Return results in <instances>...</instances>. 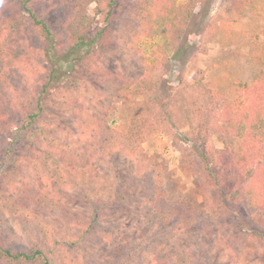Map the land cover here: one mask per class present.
Listing matches in <instances>:
<instances>
[{
  "label": "rangeland",
  "instance_id": "rangeland-1",
  "mask_svg": "<svg viewBox=\"0 0 264 264\" xmlns=\"http://www.w3.org/2000/svg\"><path fill=\"white\" fill-rule=\"evenodd\" d=\"M39 1L40 7L52 5L46 21L57 35L62 34V22L72 14L76 16L74 28L83 21L87 22L83 27L104 26L95 11L108 0H84L83 5L80 0ZM136 2L121 0L123 11L107 25L102 49L88 57L91 71L76 72L81 78L80 89L55 88L50 93L57 106L54 124L44 131L48 143L37 138L31 147L13 142L21 112L11 92L4 90L9 101L0 103V188L10 196L16 188L43 192L77 213L82 223L61 224L41 216V233L33 232L32 221L9 218L1 228L4 237L15 249L31 247L45 238L57 240L55 250L64 242L80 241L74 248H64L67 251L60 261L75 264H264V210L247 209L239 193L237 196L236 175L216 165L223 151L221 142L214 135L195 139L185 118V109L192 102L188 86L195 79L232 105L243 100L236 95L234 84L238 80L252 83L264 67V0H201L181 34L177 31L166 36L157 29L159 21L152 9L153 34L143 27L125 49L121 39L126 14ZM10 37L12 46L23 50L28 64L17 79L25 77L29 88L33 84L38 88L37 76H42L44 62L36 41L25 35ZM5 46V40L0 39V50ZM13 52L8 54L10 60ZM93 74L103 81L116 76L130 83L131 95L117 92L106 106L100 87L92 81ZM101 112L107 113L108 124L116 130L125 131L130 119L145 123L141 162L121 147L106 155L100 153L92 130L97 128ZM218 114L222 116L221 111ZM49 149L62 161L61 189L46 173L30 167V162L37 161V151ZM144 158L157 165L159 180L170 199L200 207L211 221L177 235L147 226L140 214L147 179ZM82 193L87 196L86 204H73L67 197ZM94 208L100 216L91 234L80 239Z\"/></svg>",
  "mask_w": 264,
  "mask_h": 264
},
{
  "label": "trees",
  "instance_id": "trees-1",
  "mask_svg": "<svg viewBox=\"0 0 264 264\" xmlns=\"http://www.w3.org/2000/svg\"><path fill=\"white\" fill-rule=\"evenodd\" d=\"M81 4L85 3L80 0ZM95 0L86 1V3ZM201 0H138L132 5V10L126 14L127 22L123 29L122 43L130 44L140 35L143 27L148 28L147 33L153 34L151 10L157 20V29L162 36L168 33L181 31L187 25L194 13L195 6ZM105 3V4H104ZM96 8V16H100L103 27H83L86 21L73 27L76 23L74 14L62 22V34L57 35L46 21V17L53 10L49 3L45 7L37 6L39 0H0V39H4L6 46L0 50V103L9 101L5 98L4 90L11 92L15 106L21 112L20 125L13 130V142L19 141L31 147V141L37 138L48 143L45 138V129L54 124L53 114L56 112L57 101L51 100V92L55 88L65 91L80 89L81 78L76 72L79 70L91 71L88 67V57H94L102 49L107 25L122 13L121 0H108ZM86 22V23H85ZM171 31V32H169ZM167 33V34H166ZM25 35L36 41L38 50L44 62L43 74L34 86L29 88L24 82L29 79L22 77L24 70L28 69L25 53L10 42V36ZM9 46V48H7ZM14 49L13 59L9 53ZM98 71V70H94ZM92 81L100 87L104 104L110 106L113 96L128 94L130 83L116 77L109 76L104 81L93 74ZM145 84V83H144ZM235 93L243 100L232 105L226 98L218 97L211 89L203 84L201 79L194 81L188 88L191 91L192 102L186 108L185 118L195 139L212 137L213 135L223 145L220 158L216 165H222L229 175H236L237 196L240 194L249 211L264 210V67L256 74L252 83L238 80L235 84ZM146 91H149V87ZM132 95L134 92H132ZM222 112L219 116L218 112ZM97 128L92 130L95 144L102 155L108 154L115 147L129 150L136 160L141 162L143 157L139 153L142 139V120L130 119L125 131L112 128L107 122V113H100ZM13 145V144H12ZM37 161L30 162V167L37 173L44 172L51 178L52 184L61 189L64 184V169L61 158L51 149L37 151ZM147 165V179L142 189L144 203L141 205V218L147 226L163 233L177 235L195 227H201L210 222L206 212L198 206H192L183 200H172L165 191L162 180L159 179L157 165L145 159ZM216 161V160H215ZM148 162V163H147ZM29 163V162H28ZM207 167V166H206ZM213 167L206 168L211 172ZM13 196L8 195L0 188V264H75L64 259V248H74L80 241L64 242L59 247L50 245L49 238L38 241L31 247L15 249L7 240L1 229L9 218L24 219L33 223V232L44 233L40 223L41 216L63 223L81 225V218L77 213L65 208L43 192H24L16 188ZM239 193V194H238ZM66 194V192H64ZM73 204H86L87 196L68 195ZM92 202V201H89ZM88 202V203H89ZM100 214L94 208L90 221L83 235H90L91 228ZM40 243L39 245H37ZM49 250H48V248ZM50 254H53L50 256ZM137 264H139L137 262Z\"/></svg>",
  "mask_w": 264,
  "mask_h": 264
}]
</instances>
